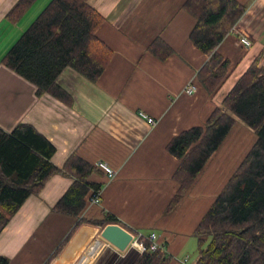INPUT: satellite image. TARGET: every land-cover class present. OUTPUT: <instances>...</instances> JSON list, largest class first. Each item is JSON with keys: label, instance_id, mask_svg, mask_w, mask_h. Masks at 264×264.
Returning <instances> with one entry per match:
<instances>
[{"label": "crops", "instance_id": "obj_1", "mask_svg": "<svg viewBox=\"0 0 264 264\" xmlns=\"http://www.w3.org/2000/svg\"><path fill=\"white\" fill-rule=\"evenodd\" d=\"M17 1L0 0V129L10 133L20 124L34 127L56 148L51 162L58 168L73 153L93 164L106 163L116 177L108 180L101 172L92 176L101 184V202L87 207L82 216L100 219L110 214L128 231L144 238L155 234L161 253L171 258L169 264H196L193 231L236 167L224 175L220 153L227 137L175 210L165 213L179 187L172 178L179 162L166 146L182 131L203 126L255 60L264 70V0H236L245 12L217 47L229 67L213 95L196 83L208 56L189 40L195 20L182 8L186 0H89L104 20L96 36L113 55L95 83L70 68L62 72L57 83L70 96L69 104L48 94L38 97L35 86L2 64L50 0H35L11 22L6 15ZM242 37L251 47L239 43ZM154 39L170 48L165 60L151 53ZM192 82L197 91L188 95L184 91ZM139 112L156 125L150 126ZM222 176L221 185L220 180L211 187ZM72 183V178L53 176L10 218L0 233V256L8 264H43L63 242L77 220L53 207ZM78 247L73 236L51 264H77ZM142 252L136 246L121 252L107 245L93 264H135Z\"/></svg>", "mask_w": 264, "mask_h": 264}, {"label": "trees", "instance_id": "obj_2", "mask_svg": "<svg viewBox=\"0 0 264 264\" xmlns=\"http://www.w3.org/2000/svg\"><path fill=\"white\" fill-rule=\"evenodd\" d=\"M34 1L18 0L6 18L16 22ZM182 8L195 20L189 40L208 56L196 83L213 95L229 67L217 47L245 8L236 0H186ZM103 21L89 0H50L1 62L35 86L38 97L48 94L69 104L70 96L57 83L62 72L70 68L95 83L112 58L110 48L96 36ZM149 49L160 60L171 54L159 39H154ZM237 121L251 129L256 140L193 231L199 252L196 264H264V70L256 60L203 126L184 130L167 144V153L179 162L172 175L179 187L165 213L175 210ZM55 153L56 148L31 125L20 124L10 133L0 129V233L30 196L40 194L50 178L61 175L73 179L53 211L77 221L43 264H51L82 224L102 228L120 224L110 214L100 219L82 216L92 192L101 188L91 178L99 172L106 176L104 171L76 153L58 168L51 162ZM87 234V230L80 232L75 242ZM149 248L150 242L144 240L142 255L135 264H169L170 257ZM8 263L0 256V264Z\"/></svg>", "mask_w": 264, "mask_h": 264}, {"label": "rangeland", "instance_id": "obj_3", "mask_svg": "<svg viewBox=\"0 0 264 264\" xmlns=\"http://www.w3.org/2000/svg\"><path fill=\"white\" fill-rule=\"evenodd\" d=\"M255 140H256V137L254 135V132L243 124L240 125V128L238 126H235L232 129L220 153V156L222 157L221 167H222V170L225 172L224 175L230 174L233 171V169H235V167H237L241 163L243 156L246 154V152L249 150V148L252 146ZM229 155H231L230 160H228ZM213 164L211 165L209 170L213 169ZM220 180L221 182H219ZM223 180H224L223 176L220 178L218 177L217 182L213 185L212 184L210 185L211 187H215V185L218 182H219L218 185H221ZM224 183H222V185ZM84 227L95 228V226L82 224L73 236H75L76 238L79 235L80 230ZM94 235H95V230L93 229V231L87 235L88 236L87 238L84 237L81 240V242L79 241V247L77 248L78 250L77 264H93L94 263L96 258L92 260V259H88V257L85 256L86 252L90 249V247H92V245L94 244V241L98 238V236L96 235L94 236ZM207 242H209V240ZM206 245L207 243L204 244L203 249H205ZM101 250H103V248L100 249V251ZM197 251L198 250L196 249V252L193 255H196V253L198 255L199 252Z\"/></svg>", "mask_w": 264, "mask_h": 264}, {"label": "built area", "instance_id": "obj_4", "mask_svg": "<svg viewBox=\"0 0 264 264\" xmlns=\"http://www.w3.org/2000/svg\"><path fill=\"white\" fill-rule=\"evenodd\" d=\"M239 43L244 48H247V49L249 47H251V44H252L245 37L240 38ZM196 91H197V87L192 82V83L188 84V86L185 88L184 92L188 95H193L196 93ZM139 115H140V117L145 119L146 122L150 126L153 127L156 125V120H154L153 118L144 114L143 112H139ZM96 166L104 171L108 180H113L116 177V172L112 168H110L106 163L97 162ZM100 202H101V191L99 190L97 192H92V196H90V198L88 200V207L97 206L100 204ZM128 232L131 233V235H132V241H131L129 247L130 246H136L138 249L143 251V241L146 239L147 241L150 242V248H149L150 252H155V251L162 252L163 248H162V246H160L159 244L156 243L155 234H150L148 237L144 238L138 232H132V231H128ZM95 235L98 236V238L94 241V244L92 245V247H90V249L85 254V256L88 257V259H92V260L95 259L99 255L100 249H102V248L104 249V247H106L107 245L111 246L109 243H107L103 239H101V237L99 235H97V234H95Z\"/></svg>", "mask_w": 264, "mask_h": 264}, {"label": "water", "instance_id": "obj_5", "mask_svg": "<svg viewBox=\"0 0 264 264\" xmlns=\"http://www.w3.org/2000/svg\"><path fill=\"white\" fill-rule=\"evenodd\" d=\"M94 230L101 239L121 252L125 251L132 241L131 233L118 224H108L103 228L96 227Z\"/></svg>", "mask_w": 264, "mask_h": 264}, {"label": "bare ground", "instance_id": "obj_6", "mask_svg": "<svg viewBox=\"0 0 264 264\" xmlns=\"http://www.w3.org/2000/svg\"><path fill=\"white\" fill-rule=\"evenodd\" d=\"M101 251H102V250H101ZM101 251H100V252H101Z\"/></svg>", "mask_w": 264, "mask_h": 264}]
</instances>
